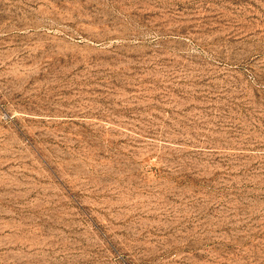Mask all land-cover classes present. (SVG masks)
<instances>
[{
	"label": "rangeland",
	"instance_id": "obj_1",
	"mask_svg": "<svg viewBox=\"0 0 264 264\" xmlns=\"http://www.w3.org/2000/svg\"><path fill=\"white\" fill-rule=\"evenodd\" d=\"M0 264H264V0H0Z\"/></svg>",
	"mask_w": 264,
	"mask_h": 264
}]
</instances>
